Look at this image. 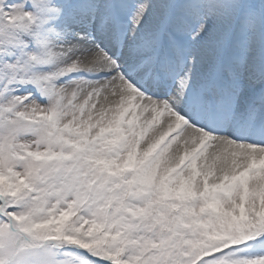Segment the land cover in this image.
<instances>
[{
	"label": "snow or ice",
	"instance_id": "1",
	"mask_svg": "<svg viewBox=\"0 0 264 264\" xmlns=\"http://www.w3.org/2000/svg\"><path fill=\"white\" fill-rule=\"evenodd\" d=\"M0 264H264V0H0Z\"/></svg>",
	"mask_w": 264,
	"mask_h": 264
}]
</instances>
